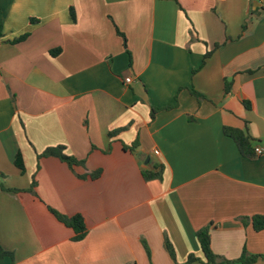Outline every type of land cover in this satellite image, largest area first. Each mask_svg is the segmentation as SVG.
Listing matches in <instances>:
<instances>
[{"label":"crops","instance_id":"1","mask_svg":"<svg viewBox=\"0 0 264 264\" xmlns=\"http://www.w3.org/2000/svg\"><path fill=\"white\" fill-rule=\"evenodd\" d=\"M226 127L264 146V1L0 0V264H207L208 224L264 264V156ZM59 146L83 164L38 158Z\"/></svg>","mask_w":264,"mask_h":264},{"label":"trees","instance_id":"2","mask_svg":"<svg viewBox=\"0 0 264 264\" xmlns=\"http://www.w3.org/2000/svg\"><path fill=\"white\" fill-rule=\"evenodd\" d=\"M72 14L74 15L73 11H72ZM23 39H25V36L21 37L19 39V41H21ZM225 91H226V93H228V91H229V85L227 83L225 85ZM192 94L198 98L201 97V95L196 91H192ZM244 104L246 105L247 108L250 107L248 102L244 101ZM174 107L175 106H173V105H169V106L164 107L162 109H152V115L151 116L154 119L158 112L163 111V110H170ZM224 133L227 136L231 137L235 141V143H236V145H237L242 156H244L248 159H251V160H255L259 157L255 153V147H254L255 141L251 137V135L249 134V132L247 130H240V129L227 128L226 127V128H224ZM135 147H136V144L132 148H135ZM45 157L58 158L61 161L66 162L71 167L83 164L82 161H78L76 158H73V157L66 155L65 154V148L61 147V146L48 148L42 154L38 155L39 159L45 158ZM15 164L21 171H24V161H23L21 154H18L16 156ZM99 176H100V172H97V173H94L92 175V178L96 179ZM142 176H143V179L147 182L162 179V173L159 170H157V171H143ZM35 186H36V182L34 180L33 185H32V189L30 190L31 192H34L33 189L35 188ZM49 209H50L51 213L61 223L65 224L67 227L71 228L75 232V236L73 238L74 239L73 241L79 242V241H82L86 237L87 226H86L85 219L82 215H75L73 217H70V216H67V215L53 209V208H49ZM252 220H253L254 229L257 232L264 230V216L257 215V216H254L252 218ZM210 230H211V224H208V225L204 226L203 228H201L200 230H198V232H197V238H198V241H199L200 246L202 248V251H203V254H204V257L206 259L207 264H256L257 263V260L259 259V257L256 255L249 254L246 250H244L242 256L237 260L220 261V257L215 255L214 252L212 251V247H211L212 240H211ZM166 247L169 250V252L171 253V255L173 256L174 252H173L171 244L167 243ZM5 257H11L12 259H14V254L12 252L6 251L0 245V261L2 259H4ZM196 261H197V259L194 256H190L187 264H191V263H194Z\"/></svg>","mask_w":264,"mask_h":264},{"label":"built area","instance_id":"3","mask_svg":"<svg viewBox=\"0 0 264 264\" xmlns=\"http://www.w3.org/2000/svg\"><path fill=\"white\" fill-rule=\"evenodd\" d=\"M262 1H264V0H262ZM132 81H133L132 78H127V79H126V82H127L128 84H130ZM158 153H159V152L156 151V154H158ZM255 153H256V155L259 156V157L264 156V146H257V147H255Z\"/></svg>","mask_w":264,"mask_h":264}]
</instances>
